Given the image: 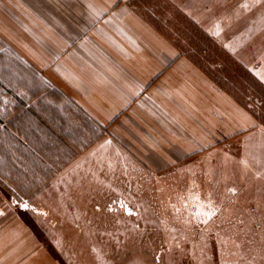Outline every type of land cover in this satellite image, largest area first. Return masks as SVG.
<instances>
[{
    "label": "rangeland",
    "instance_id": "rangeland-1",
    "mask_svg": "<svg viewBox=\"0 0 264 264\" xmlns=\"http://www.w3.org/2000/svg\"><path fill=\"white\" fill-rule=\"evenodd\" d=\"M245 2L251 4L133 0L142 16L264 122V83L254 73L264 60V4L245 10L239 7ZM1 89L0 259L5 264H102L98 256L112 260L109 251L116 250L117 240L134 250L125 254L127 264H153L156 254L161 255L160 264H264V137L251 136L248 143H233L227 153L160 169L113 152V161L86 168L76 177L69 167L44 168L3 130V125L15 130L22 101ZM56 116L64 127L67 116ZM20 117L30 131L32 115ZM39 117L48 120V115ZM67 131L72 133L70 127ZM52 152H44L47 156L41 159L65 154L61 148ZM16 154L22 158L20 167L13 164ZM241 160L248 162L247 168ZM196 193L201 200L211 193L219 207L207 224L190 215L195 205L188 197ZM121 199L141 218L128 216L119 207ZM25 202L27 211L19 207Z\"/></svg>",
    "mask_w": 264,
    "mask_h": 264
},
{
    "label": "crops",
    "instance_id": "crops-1",
    "mask_svg": "<svg viewBox=\"0 0 264 264\" xmlns=\"http://www.w3.org/2000/svg\"><path fill=\"white\" fill-rule=\"evenodd\" d=\"M187 55L133 0H0V86L22 101L15 130L2 128L44 168L76 177L113 152L160 169L264 137V122ZM60 148L63 158L41 159Z\"/></svg>",
    "mask_w": 264,
    "mask_h": 264
},
{
    "label": "snow or ice",
    "instance_id": "snow-or-ice-1",
    "mask_svg": "<svg viewBox=\"0 0 264 264\" xmlns=\"http://www.w3.org/2000/svg\"><path fill=\"white\" fill-rule=\"evenodd\" d=\"M262 4H264V0H251V4L248 2H245V3L240 4L239 7L243 8L245 10H251L252 7L260 6ZM216 35H219V23H217V25H216ZM261 79L264 80V76H261ZM240 163L245 168L248 167V162L246 160H241ZM229 191L232 192L233 194L235 193V189H230ZM180 199L183 201L184 197H181ZM188 199L193 201V203L195 205V211L193 214H190V215H192V217L199 223L207 224L210 220H212V218L214 216L217 215V213L219 211V207L216 205V203L212 199L211 193H209L207 195V197L203 200H201L200 195L198 193H196L194 195H190L188 197ZM114 203H116V202L114 201ZM118 203H119V207L121 209H123V211L128 216H136L137 219L141 218L138 211L134 210L132 207H129V203L126 200L121 199L118 201ZM19 207H21L22 209H24L26 211L29 210V205L26 202L20 204ZM139 207H141V205H136L137 209ZM173 207H175V206H173ZM184 207L185 208L188 207L187 203L184 204ZM108 210L113 211L112 205H109ZM32 211H35V210L32 209ZM97 211H99V209H97ZM145 211H147V209H145ZM177 211H179V210H177ZM77 219H79V217H77ZM188 222H189L188 219L184 220V223H188ZM148 223H151V221H148ZM136 227H138V226H134V228H136ZM101 235L111 236L112 234L111 233H101ZM139 235L143 236L144 235L143 231H140ZM129 239H132V238H129ZM133 243L138 244L139 241L133 239ZM116 244H117L116 250L115 251H111V250L109 251V254L113 257L112 260L104 261L103 257L98 256V259H100L102 261V264H127V262L125 261V254H127L130 251H134V250L124 248L119 240L116 241ZM92 251L97 252V249L95 247H93ZM167 251H171V249H167ZM160 261H161V255L160 254L154 255L153 264H160Z\"/></svg>",
    "mask_w": 264,
    "mask_h": 264
},
{
    "label": "flooded vegetation",
    "instance_id": "flooded-vegetation-1",
    "mask_svg": "<svg viewBox=\"0 0 264 264\" xmlns=\"http://www.w3.org/2000/svg\"><path fill=\"white\" fill-rule=\"evenodd\" d=\"M19 194V193H18ZM21 198H23V196H20Z\"/></svg>",
    "mask_w": 264,
    "mask_h": 264
}]
</instances>
